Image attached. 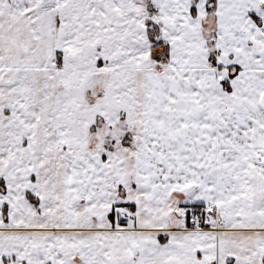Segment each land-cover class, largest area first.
Wrapping results in <instances>:
<instances>
[{"label":"snow or ice","instance_id":"1","mask_svg":"<svg viewBox=\"0 0 264 264\" xmlns=\"http://www.w3.org/2000/svg\"><path fill=\"white\" fill-rule=\"evenodd\" d=\"M0 264H264V0H0Z\"/></svg>","mask_w":264,"mask_h":264}]
</instances>
